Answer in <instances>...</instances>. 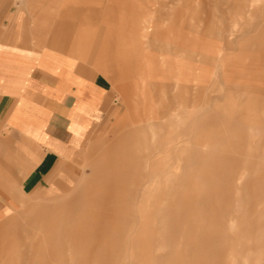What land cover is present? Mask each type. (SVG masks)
Instances as JSON below:
<instances>
[{
  "label": "rangeland",
  "instance_id": "obj_1",
  "mask_svg": "<svg viewBox=\"0 0 264 264\" xmlns=\"http://www.w3.org/2000/svg\"><path fill=\"white\" fill-rule=\"evenodd\" d=\"M105 1L108 0H77L76 8L77 11L84 9L85 16L91 14L90 17L99 19ZM145 2L141 4L145 5L144 12H153L155 21L169 22L172 20L168 19L169 16H177L178 20H172V23L217 35L221 40L217 43L220 51L214 52L213 57L217 74L199 91L189 94L187 100L183 98L185 93L179 95L166 113L155 109L152 100L161 101L162 84L170 81L152 78L149 94L143 92L138 103H134L138 114L133 125L128 119L129 105L119 97L120 103L123 102L122 116L115 130L109 128V132L93 140L92 156L85 165L83 175H92L93 179L84 182L75 197L55 199L45 205L50 198L62 195L54 193L29 198L28 207L15 208L10 225L0 230V264H253V256L260 248L264 258V244L259 245L257 241L260 230L264 232V171L251 168L247 183L238 182L239 174H247L248 169L247 162L240 161L242 157L238 155L235 159L239 161L230 165V188H213L224 183L223 179L220 180L223 165H217L218 161L196 162L191 157L195 146L200 148L211 143L208 139L193 138L192 129L199 130L201 133L198 134L202 135L215 125L218 129L247 127L235 121L236 125H221L228 104L243 89L239 90L235 83L241 80V76L257 79L260 83H247L251 86L243 89L247 95L244 99L264 98V65L260 69L262 72L245 75L243 70L235 69L227 61L230 52L239 50L229 47L234 42L231 30L235 22L241 27L242 22H247L245 15L242 16L244 11L239 9L246 0ZM116 26L121 29L122 36L109 37L110 43L133 47L138 42L137 46L144 52V57H139L138 62L130 64L131 67L110 69L117 78L119 92H126L133 100L136 95L131 96V93L138 85L140 74L145 71L144 66L149 63L147 57H158L160 53L153 40L162 38L163 31L156 36L146 32L138 41V32L129 30L131 25L122 26L112 21L104 27L107 30ZM93 29L99 32L100 25H94ZM242 49L264 52V38L244 39ZM141 60L145 61L142 68L138 66ZM171 95V91H167L165 99L162 98L166 106ZM210 111L212 116L210 113L205 123L199 120L202 113ZM248 142L241 140L238 143L250 145V137ZM229 144H233L232 140ZM205 183L210 187L201 188ZM211 193H229L226 197L228 207L221 206L224 196H205ZM173 202H177L176 205ZM203 207L217 210L221 222L225 221L224 226L233 222L242 232H236L233 240L224 245L218 242L222 240L215 238L213 244L211 240L207 244L198 243L193 238L200 236V231H208L214 236L218 233L221 238V231L225 229L221 226L210 232L214 222L197 212ZM189 209L192 213L187 216ZM37 220L44 221V228L39 222H31Z\"/></svg>",
  "mask_w": 264,
  "mask_h": 264
},
{
  "label": "crops",
  "instance_id": "obj_2",
  "mask_svg": "<svg viewBox=\"0 0 264 264\" xmlns=\"http://www.w3.org/2000/svg\"><path fill=\"white\" fill-rule=\"evenodd\" d=\"M76 2L0 0V230L10 225L15 208L28 207L29 198L62 194L46 205L75 197L93 179L83 175L93 140L115 130L121 99L129 105L133 125L134 103L143 92L149 94L152 78L170 81L162 84L161 101L152 100L155 109L166 113L179 95L185 93L187 100L217 74V35L172 23L177 16L155 21L138 0L105 1L99 19L77 11ZM112 21L131 25L138 41L146 32L156 36L163 31L162 38L153 40L160 53L147 57L133 100L119 92L110 69L129 68L144 52L138 42L133 47L110 43L109 37L122 36L117 26L106 30ZM97 24L99 32L93 29ZM139 62L142 68L145 61ZM167 91L172 97L166 106L162 98ZM31 222L44 228V221Z\"/></svg>",
  "mask_w": 264,
  "mask_h": 264
},
{
  "label": "bare ground",
  "instance_id": "obj_3",
  "mask_svg": "<svg viewBox=\"0 0 264 264\" xmlns=\"http://www.w3.org/2000/svg\"><path fill=\"white\" fill-rule=\"evenodd\" d=\"M239 9H241V11H244L242 16L245 15L244 17L247 18V22H242V24L243 23L246 24V25L243 24L242 27L239 26V24L236 22H235V25L232 26L231 34L234 36L233 37L234 42L233 43L231 42L229 47H231L233 49L238 48L239 50H236V51L234 50V52H230L231 55H230V58L227 59V61H228V63H230V65L235 67V69L239 68V69L243 70L245 75L249 74V73L256 74V73L262 72V70H260V69H261V66L264 65V52H249L245 49H242V43H243L244 39H247V38L249 40L250 39H257V38H262V39L264 38V0H246V4L245 5L243 4L242 7L240 6ZM237 32H239V33H237ZM242 32H243V34L245 33L244 36H243ZM239 72H242V71H239ZM239 79H241V80H238L237 82H235V83H237V85H239V90L242 89L241 87H243L244 90H247L248 89L247 86H251V85H247V83L253 84V85L260 84L257 82V79H254L255 80L254 81V80H252V78H249L247 76H241V78H239ZM243 89L240 91V93H237L234 96V99H232V101H230V103L228 104V107L226 108L227 111L225 113H223L224 121L221 125H225L227 123L235 124V122H236V123H240V125L247 126L246 128H241L238 130L235 128L218 129L216 127L217 125H215V127H213L211 130H205V134H202V135L198 134V133H201L199 130L192 129V137L193 138L195 137L196 139H198V138L208 139V141H211V143H209V144L201 145L200 148H198V147L196 148V146H195L193 149L195 151L191 154L192 159H194V161H196V162L200 161V162H204V163L205 162L213 163L214 161H218L217 165L218 164L223 165L222 177L220 178V180L223 179V182L225 184L222 183L223 185H221V184L216 185L213 188H215V187L221 188V186L223 188H226V187L230 188V186H231V184H229L230 165L233 162L239 161L238 159H235V158H237L236 156H238V155H240L242 157V160H240V161L247 162V164H248L247 165L248 166L247 174H246V172H243L241 176L239 174L240 178L238 179L239 180L238 182L241 183L242 181H246L245 183H247V181L249 180L248 179L249 171H252V169L260 170L259 172L264 171V130L261 129V127H264V98L261 99L258 97L257 98L258 100H254L253 98L248 97V98L244 99V95L245 96H247V95ZM255 90L257 91L258 89L255 88ZM225 105H224V107H225ZM210 113L212 116V111L207 112V113H202L201 116L199 117V120L203 121L205 123L207 121L206 118L208 115H210ZM178 117H179V115H178ZM192 121H194V120H192ZM237 125H239V124H237ZM189 131H191V130L189 129ZM194 133H196L197 135H194ZM249 137H250V141H251L250 145H248V143H249L248 138ZM230 140H232V142H233V144H231L232 147L229 144ZM241 140H244L245 142H248V143H245V144L238 143ZM242 149H243V151L241 152ZM233 150H234V152H233ZM155 153H156V151H155ZM214 163H216V162H214ZM253 163H256V164H253ZM241 165H243V163H241ZM234 166L235 165H233V167ZM258 166H259V169H257ZM219 168H220V166H219ZM177 169H179V167ZM206 174H208V173H206ZM263 178H264V176H263ZM205 180H206V178H205ZM201 181H203V180H201ZM144 185H145V183H144ZM141 186H143V185H141ZM204 186L210 187V184H207V183H205L203 185L201 184L200 187L203 188ZM176 189H174V190H176ZM184 190H186V189H184ZM143 191H144V189H143ZM228 194L229 193H211V194H206L205 196H211V197L224 196V199L221 201V206L222 207H228V199L226 198V197H228ZM189 196H191V195H189ZM167 197H168V195H167ZM141 198H142V196H141ZM169 200L170 199H168V201ZM168 201H166V202H168ZM211 202H212V200H211ZM176 203L177 202H175L174 204L176 205ZM163 204L169 205V203H164V202H163ZM197 212H199V214L202 217L207 218L206 220H209L210 222H214L215 225L211 229L212 231H210V232H214V230L220 229L219 227H221V226H223V228H225V229H223V231H221V238L218 237L219 236L218 233H217V236H214L213 234H210L208 231H204V232L200 231V236H195L193 238L194 240L197 239L198 243L207 244L211 240V244H213V241L215 239H219V240H222V241H218L219 244L224 245L225 242L228 243L229 241L231 242L233 240L232 238H234L236 232L237 233L242 232V231H238L236 229V225L233 222H230V223H228L229 225L224 226L225 221L221 222V220L218 216L217 210L207 209V208L205 210V208L203 207V208H201V210L197 209ZM190 213H192L191 210L188 211L186 213V215L187 216H188V214L191 215ZM195 214H196V211H195ZM189 217H191V216H189ZM163 218H165V217H163ZM185 218H186L185 221H187L188 218L187 217H185ZM183 219H184V217H183ZM189 238H191V236H189ZM257 241H258L259 245L264 244V232L262 230H260V237L257 239ZM186 253L187 252L184 251L185 255H186ZM253 257H254L253 264H263L264 258H263V255L261 254V248L257 251L256 256H253Z\"/></svg>",
  "mask_w": 264,
  "mask_h": 264
}]
</instances>
